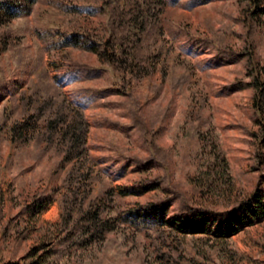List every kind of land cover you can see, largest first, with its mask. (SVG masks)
<instances>
[{"label": "rangeland", "instance_id": "obj_1", "mask_svg": "<svg viewBox=\"0 0 264 264\" xmlns=\"http://www.w3.org/2000/svg\"><path fill=\"white\" fill-rule=\"evenodd\" d=\"M117 1L29 0L0 29V264H264V220L228 237L214 219L264 194V17L158 0L126 73L106 58ZM76 116L86 152L64 163Z\"/></svg>", "mask_w": 264, "mask_h": 264}, {"label": "trees", "instance_id": "obj_2", "mask_svg": "<svg viewBox=\"0 0 264 264\" xmlns=\"http://www.w3.org/2000/svg\"><path fill=\"white\" fill-rule=\"evenodd\" d=\"M29 0H0V29L18 16L19 12L23 8V3L27 2ZM122 1L125 2L124 6L121 3ZM241 2H248L250 5L254 8L253 16L256 17V20L262 19L264 17V0H239ZM159 1L158 0H119L116 4L113 5L112 11L115 23L112 25L113 27V34L111 37V41L107 43L108 47H111L112 52L110 55H108L106 58L107 61L111 65L115 67L116 70L126 72L127 69V58L130 55V47H127V33L132 27V20L135 18H142L143 23L145 24V27L151 25H155V23H151L153 20L152 18V12H158L157 7ZM152 11V12H151ZM151 14V18H150ZM159 17V16H157ZM157 19V18H156ZM76 36L68 37L64 41V43H75ZM150 38V37H149ZM199 43H202V41H205L202 38H198ZM148 41V40H147ZM113 42V43H112ZM118 44V45H117ZM129 46V44H128ZM93 48L91 51L94 54H97L98 46L93 45ZM147 46L145 45L144 48ZM143 48V49H144ZM143 50H138V59L144 60V62H147L150 57L144 56L142 53ZM222 53V52H220ZM105 52H101V56H106ZM220 55V54H219ZM72 73H77L79 71V68H75L74 70H71ZM127 73V72H126ZM147 76H150V72H148ZM250 86L254 87L256 90L260 91L262 93V101L256 102L257 107H261V110L264 109V88L261 84L259 78L255 80V82H252L249 84ZM90 101V97H87L86 102L88 103ZM75 122H74V128L71 132L66 133V135L69 136L71 149L67 151L66 158L64 160V163L74 161L77 158V155L79 151L80 153L86 152L83 145L85 144V126L83 120H81L78 116H76ZM62 118V117H61ZM63 119V118H62ZM59 120H52L49 122V129L55 130V125ZM53 137V134H51V138ZM166 203H163L157 208L154 206L149 207L146 210V214L144 215L146 218L148 215L151 216V219L157 220V215L163 214L166 211ZM157 212V214H156ZM186 217V223H192L194 224L195 231H203L205 225L208 223L209 219L213 218V216L206 212L205 210L201 209H194V208H188L186 212H184ZM97 214L92 215L91 217V226H88L89 230L87 233L90 235L93 234V227L97 226V223L100 221L99 219L96 220ZM162 217L160 218H163ZM143 219V216H142ZM219 227L218 232L223 235H227L228 237L233 236L238 231V224L244 225L245 223H255L259 220H264V194L261 192H257L248 202H245L238 206L237 209L232 210L228 212L225 215L219 216ZM96 232V231H94ZM34 257V256H33ZM34 259V258H33ZM31 260L30 264H38V259Z\"/></svg>", "mask_w": 264, "mask_h": 264}]
</instances>
